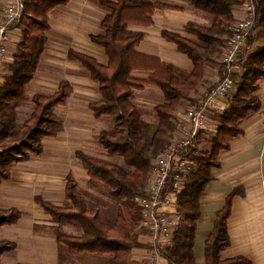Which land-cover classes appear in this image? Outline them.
I'll list each match as a JSON object with an SVG mask.
<instances>
[{"label":"trees","instance_id":"1","mask_svg":"<svg viewBox=\"0 0 264 264\" xmlns=\"http://www.w3.org/2000/svg\"><path fill=\"white\" fill-rule=\"evenodd\" d=\"M21 1L23 7L15 22L21 38L0 83V183L10 179L14 164L41 155L43 137L55 136L61 130L62 121L54 113V108L65 104L72 92L68 81L60 82L57 90L51 94L37 92L28 97L24 92L34 77L45 48L48 12L68 0ZM184 1L206 13L209 23H186L185 32L195 36V40L166 30L161 31V36L173 43L177 52L190 59L192 69L187 73L171 63L135 50L144 32L130 29L129 24L149 25L156 8H169L149 0H98L108 13L101 21V31L91 34L90 39L103 47L106 63L77 50L70 49L67 53L68 59L79 62L98 83L101 98L88 105L92 115H107L112 119L95 133L98 145L106 156L123 159L122 165L80 149L74 153L86 169L88 180L105 185L109 197L117 201L118 207L111 224L106 222L99 206H89L71 173L65 177L64 190L69 205L58 206L40 196L35 197L36 203L57 227L54 232L56 241L71 253L109 255L106 264H136L130 259L132 249L140 244L136 232L140 222L136 198L145 190L153 160L166 149L172 138L176 110L184 101H191L189 104L198 102L192 99L191 93L203 80L205 67L218 60L231 34L234 9L244 2ZM253 3L254 29L238 55L240 69L233 74L234 90L227 98V106L213 115L218 127L216 133L207 139L210 149L202 154L198 151L197 141L204 134L202 131L190 147L189 154L195 167L188 173L177 200L182 223L173 234L172 244L161 251L170 264H198L193 246L204 188L213 178L212 169L219 166L218 154L228 148L229 139L242 133L240 121L260 107L255 91L258 81L264 78V0H253ZM135 70L150 71V74L141 81L133 77ZM142 83L156 86L163 94V101L153 107L157 120L154 126L142 116L141 110L132 101L134 90L141 88ZM30 104L33 106L32 112L18 127L17 108ZM234 193H230L224 207L216 215L212 232L205 242L203 264H250L243 257L222 259L220 256V252L229 245L226 222ZM20 215L21 212L15 208L0 209V227L14 224ZM15 246L14 243L0 241V255Z\"/></svg>","mask_w":264,"mask_h":264},{"label":"crops","instance_id":"2","mask_svg":"<svg viewBox=\"0 0 264 264\" xmlns=\"http://www.w3.org/2000/svg\"><path fill=\"white\" fill-rule=\"evenodd\" d=\"M149 1L155 2V4H165L169 8H156L151 15L152 23L149 25L129 24L130 29L144 32V37L138 42L135 50L141 54L154 56L161 61L171 63L186 73L189 72L192 69L190 59L186 55L177 52L173 43L162 38L161 31L179 32L185 37L195 40V36L186 33L184 27L188 21L208 24L207 14L197 10L184 0ZM4 3L5 0H0V22L3 18ZM107 13L108 11L99 5L98 0H68L64 4L56 5L48 12L45 48L39 63H37L38 67L34 77L26 85L24 92L28 97L37 92L51 94L57 90L60 82L68 81L72 87V92L65 104L54 108V113L61 120L62 116L56 113L57 110L66 111L68 114L73 115L72 120L77 121L79 115L75 114L78 108L75 107L70 111L68 109L69 105L73 99L77 103L84 102L86 107L81 112L87 119L89 126L86 128L79 127L74 123L73 125L65 123L62 119V128L55 136L42 138L43 151L40 155L41 158L51 153L50 156L54 160H60L62 159L61 156L68 150L67 143L70 141L77 140L81 135L83 137L89 135L94 139L95 133L99 131L97 130L99 126L91 125L107 116H94L96 119L91 117L93 115L88 108L89 103L96 102L101 98L98 83L90 77V73L79 62L70 60L67 57V53L71 49L90 55L101 63H106L107 56L103 47L93 43L90 35L101 31V21ZM241 16V9L239 7L235 8L234 19H239ZM8 38V52L0 68V83L4 80L7 73L6 65L12 61V56L21 38L20 29L16 24L9 27ZM62 55L63 61L60 57ZM66 69L76 70L77 72L84 70L88 77L82 83V80L80 81L77 76L78 74L76 76L73 74L65 75ZM220 69L218 60L214 64L205 67L203 80L191 93L192 99L199 101L218 82L221 76ZM239 69L238 64L235 72ZM149 72L135 70L132 75L134 78L144 81L148 78ZM37 76L40 78L39 81L36 79ZM49 84H52V87L50 90H46L49 89ZM30 86H33L32 89L35 90L40 89L41 92L36 91L28 95L27 90ZM76 87H79V89ZM233 90L232 87L229 95L233 93ZM134 91L139 92V94L135 95L136 92H134L133 102L142 109L153 108L162 102V92L151 84L142 83L141 88ZM255 95L260 101V107L257 111L250 112L246 118L240 121L239 127L242 133L229 139L228 148L218 154L219 166L212 169L213 178L204 188L200 200V216L196 222L193 246L195 261L198 264L204 263L205 242L212 232L216 215L224 207L232 191H235V193L231 197L230 213L226 222L229 245L220 252V256L222 259L243 257L250 264H264V78L258 81V89L255 91ZM186 106L179 107L175 116L181 114ZM28 108L30 109V115L33 109L32 104L18 107L17 118L19 112H24ZM225 108L221 104L215 105L208 114L210 121L216 124L217 127L218 122L213 118V115L222 112ZM71 137H75V139H71ZM79 149L74 148L73 154ZM35 158L37 157L16 164L31 162V160L35 162ZM76 161L78 162L77 159ZM59 164L63 166L62 163ZM78 164L80 163L78 162ZM82 168L83 176L88 178L86 169L83 166ZM68 173H71L77 181L74 172L68 171ZM13 174L11 172L10 179L0 183V209L15 208L21 212V215L14 224H6L0 227V241H7L16 245L0 255V264H59L56 262L58 259H61L63 263L65 256L73 255V253L60 247L55 236L51 233L54 224L48 223L50 216L44 213L46 216L43 217L42 212L44 211L38 204L34 205L36 207L32 206V199H35L36 196L33 197V194L28 192L30 190L25 182L28 183L31 179L40 177L41 180H44L45 187L56 186L57 188L60 186L65 197V177L67 174L62 179L54 181L52 177L24 172L18 175L20 181H16L17 183L14 181ZM27 193H29L28 201ZM43 218L46 222L38 221ZM137 234L140 244L132 249L130 256V259L136 264L149 253L145 235L142 232H137ZM91 258L93 264H106L110 256L94 254ZM159 264L170 263L163 257L160 259Z\"/></svg>","mask_w":264,"mask_h":264},{"label":"built area","instance_id":"3","mask_svg":"<svg viewBox=\"0 0 264 264\" xmlns=\"http://www.w3.org/2000/svg\"><path fill=\"white\" fill-rule=\"evenodd\" d=\"M243 1L239 6L242 16L234 20L219 56L222 73L218 82L197 103L188 104L176 116L172 138L166 149L153 160L145 190L136 198L140 211L139 229L147 237L145 242L150 253L149 258L137 264H159L163 258L161 251L172 244L173 234L182 223L177 200L188 173L195 167L189 154L191 144L201 131L216 133L217 126L208 114L215 105L227 106L238 55L254 29L253 0ZM22 7L21 0H5L0 22V68L8 52L9 27L19 19Z\"/></svg>","mask_w":264,"mask_h":264},{"label":"rangeland","instance_id":"4","mask_svg":"<svg viewBox=\"0 0 264 264\" xmlns=\"http://www.w3.org/2000/svg\"><path fill=\"white\" fill-rule=\"evenodd\" d=\"M207 22L209 23V19ZM60 57L63 61V55ZM218 61H219V58H218ZM85 70L88 71L87 69H85ZM72 74L74 76H76L78 74L77 76L80 79V81L82 80V83H84V80H86L88 77L85 74L84 70H80L79 72H77L76 70L66 69L65 75H72ZM36 79L39 81L40 80L39 76H37ZM36 83H38V82H36ZM30 87L28 88L29 90H27L29 92L28 95L33 94L36 91H40V89H38V90L32 89L33 86H30ZM51 87H52V84H49V89H46V90H50ZM76 88L79 89V87H76ZM134 92H136V91H134ZM137 94H139V92H136L135 95H137ZM133 99H134V97H133ZM162 101H163V99H162ZM194 101L197 102V100H194ZM189 103H192V102L191 101H184L179 107H182V106L184 107V105L186 106ZM85 105H86V103H84V102L77 103L74 99L71 102V104L69 105L68 109L70 111H71V109H73L75 107L78 108L79 111L76 110L77 113L75 114V115H79L77 121L72 120L73 115L68 114L66 111L58 109L56 113L59 116H62V119H64L65 123H69L72 125L74 123V124L79 125V127L81 126V127L86 128L89 125L87 124L88 122H87V119L84 117V114L81 112L82 110L85 109V107H86ZM138 108L141 110L142 116L147 121H149L151 125L154 126L156 124L157 120H156V116H155V113L153 111V108L152 107H148V108L143 107L144 109H142L140 107H138ZM29 111H30V109L28 108L24 112H19L18 118L16 119L18 127H21L22 123L25 120H27L25 118H28ZM91 117L93 119H96L94 116H91ZM111 121H112L111 117L106 116L105 118H101L100 120L94 122L95 124L91 125V126H99L97 128V130H100V129L104 128L107 123H109ZM214 133L215 132H208L207 131V132H204L203 135L201 134L202 136L200 138H198V141H197L199 153L202 154L204 151H208L210 149V144L207 141V139H208V137H210ZM71 139H75V137H71ZM199 139H201V141ZM73 141H70L69 143H67L68 144V148H67L68 150H66V152L61 156L62 159H60V160H57V161L54 160L53 157L50 156L51 153H49L48 156L46 155L45 157L43 156L42 158H41V156L35 158L34 159L35 162H32L33 160H31V162H27V163H23V164H16L13 168H11V172L14 173L13 174L14 175V181L15 182L20 181L18 178V175H20L21 173H24V172L36 174L38 176L52 177L54 181L62 179L63 176L65 177V175L68 173V171L74 172L77 176L76 178L78 181L77 182L78 188L84 194V196H85L84 198H86V200L88 201L89 206L90 207H92L94 205L99 206V208L101 209L100 211H101L102 216L104 217V219L106 220V222L108 224L109 223L111 224V222L113 221V219L115 217L116 210L118 207L117 201L115 199H113L112 197H109L108 189L105 185L98 183V182H95V181L90 182V180H88L87 177L83 176L82 165L78 164V162L74 158L73 150H74V148H80V151L83 150L84 152H86L92 156H95V157L103 159V160L118 162L119 164H122V165H123V159L121 157H118V156H113V157L106 156L103 148H101L98 145V143H97L98 140H96L95 137L93 139L89 135H86L85 137H83L81 135V137H78L77 140L75 139ZM70 143L73 145H71ZM59 163H62L63 166H61ZM43 181L44 180H41L40 177L39 178L35 177V178L31 179L30 181H28V183L25 182V185L28 186L29 190H30L28 192H31L33 194V197L40 195L41 198L50 201L54 205H58V206L69 205L70 202L63 196L60 186L57 188H56V186L45 187L44 186L45 183ZM26 197H27V201H28L29 193H27ZM32 200H33L32 206L37 205L34 198ZM34 207H36V206H34ZM42 214H43V217L46 216V214H44V212H42ZM41 220L43 222L44 221L46 222V220H44V218L39 219L38 221L40 222ZM48 223H53V222L48 220ZM56 228L57 227H55V225H54L53 229L51 230V233L53 234V236H54V232H55ZM136 232L141 233V230L139 229V224L137 226ZM137 236H138V234H137ZM138 238H139V236H138ZM145 239H147V237H145ZM60 247H63V246L60 245ZM63 248L65 249V247H63ZM64 254H66V253H64ZM93 256H94V254L88 253V252H79V253L73 252V255L65 256L63 263L61 262V259H58V261H56V262H58L59 264H93V263H91L93 261L91 257H93ZM149 256H150V253H147V255L144 256L142 259H140L138 262L140 263V261H143V260L149 258Z\"/></svg>","mask_w":264,"mask_h":264}]
</instances>
